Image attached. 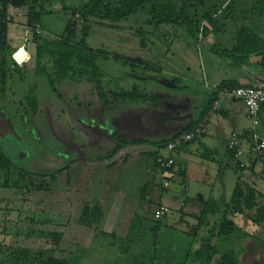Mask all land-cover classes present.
<instances>
[{
    "label": "rangeland",
    "instance_id": "rangeland-1",
    "mask_svg": "<svg viewBox=\"0 0 264 264\" xmlns=\"http://www.w3.org/2000/svg\"><path fill=\"white\" fill-rule=\"evenodd\" d=\"M91 1L68 0L62 6L59 0H51L44 8L51 7L54 13L42 17L40 24L49 36L60 37L72 19L80 32L84 26L83 8ZM119 2L106 0L104 4ZM183 2L178 0L179 5ZM254 4L239 0L237 6H232L228 0H208L198 12L219 20L221 32L220 35L210 33L198 46L183 30L162 27L159 32L163 34L146 36L147 46L141 47L135 32L139 28L146 32L152 30L143 15L119 22L100 21L103 26L89 25L87 43L90 48L117 54L138 66L132 69L111 60L99 63L105 76L104 92L108 101L112 102L114 92L138 86L143 92L162 97L152 107L132 103L105 106L95 86L85 81L62 82L56 85L58 93H53L45 79L31 73L25 83L16 84L20 94L13 96L15 91L10 90L8 100L11 103L5 105V115H0V154H8L18 169L10 176L16 186L0 188V260H7L9 250L28 249L32 256L42 252L44 258H66L73 264H149L155 263L156 258L163 262V250H159L162 259L153 252L154 258L150 261L146 246L143 249L135 240L116 244L119 242L111 241L108 236V240L98 237L78 225L75 216L87 201L97 200L106 214L110 216L112 212L110 222L107 215L104 218L100 233L103 227L110 231L120 222L123 203L127 202L136 210L140 208V189L146 183H151L156 196L149 204H141L138 211L146 213L160 202V183L164 180L159 171L155 172L151 157L156 149L143 146L121 150L112 138L155 142L167 138L170 131H179L180 127L194 122L212 91L237 73L225 60L207 50L213 47L231 49L234 37L242 27L264 37V18L253 19L247 15ZM40 8L36 7L37 10ZM201 26L212 31L209 21L205 20ZM29 87H36L39 113L26 117L17 103L23 99L24 89L27 91ZM12 127L17 139L11 136L14 134L10 132ZM47 153L60 156L67 169L45 178L29 175L28 172L35 171L39 165L43 168L54 166L46 157ZM144 154L146 156L142 158ZM109 156H113L112 160L100 161ZM126 156H130L131 162L138 160L140 167L122 177ZM232 174L227 179H232ZM53 177L57 178L56 183H52ZM235 177L237 179L238 175ZM245 182L249 188L254 187L264 195V159L258 162L254 176ZM41 183L50 189L39 190ZM171 185L173 188L182 186ZM231 193L222 195L219 205L228 203ZM253 214L246 213L237 219L241 231L230 243L221 244L222 240H215L211 245L221 251L223 248L225 251H242L240 264H264V224L253 225L248 218ZM131 218L132 215L129 223ZM206 232L204 227L197 235L199 244L190 249L187 264H197L194 254L202 247ZM56 234L61 236L60 240L55 238ZM149 240L147 238L148 243Z\"/></svg>",
    "mask_w": 264,
    "mask_h": 264
},
{
    "label": "trees",
    "instance_id": "trees-1",
    "mask_svg": "<svg viewBox=\"0 0 264 264\" xmlns=\"http://www.w3.org/2000/svg\"><path fill=\"white\" fill-rule=\"evenodd\" d=\"M51 0H25L22 8L27 10L28 24L27 27L39 25L41 27V34H32L29 39L36 45L35 54V68L27 70L26 67H19L12 59L13 50L8 44V31L11 24L9 10L12 8L10 0H0V111L9 104L8 93L15 91L12 95L20 94L17 83H25L29 73L37 78L45 79L53 93L57 92L56 85L62 82L77 83L85 81L93 84L99 97L104 101L105 106H111L115 103L119 104H142L152 107L156 102L161 101L162 97L158 95H150L143 92L138 86L132 89L121 90L112 94V102L108 101L104 92L105 76L101 71L99 63L102 61H114L123 66H130L132 69L138 66L132 63L129 59L122 58L114 54L110 55L103 50H94L89 47L87 43L90 24L94 23L97 26H103L105 21L119 22L127 20L133 16L143 15L147 18V25L152 28L151 31H145L144 28H139L135 34L140 41L141 47L147 46L146 36H160L159 30L162 27H170L173 29L183 30L187 37L196 45H200V41L205 39L210 33L213 35H220V21L209 18L208 15H201L198 12L199 7L206 4L208 0H184L183 4L179 5L178 0H120L116 4H104L106 0H92L90 4L86 5L83 10L84 26L82 30L78 31V26L75 20H70L65 28V32L60 37H51L44 31L41 26V19L44 16L52 15L54 13L51 8H44L50 4ZM254 2L253 8L248 11L253 19L264 18V0H248ZM62 6H65L68 0H59ZM232 6H237L239 0H228ZM49 3V4H48ZM41 7L39 10L36 7ZM233 10V8H232ZM246 13V12H245ZM209 21L212 31L202 27L204 21ZM100 21H103L100 22ZM165 33V32H164ZM234 46L231 49L220 50L217 48L205 49L217 58L225 60L231 69L241 70L245 66H253L261 72H264V37L251 31L247 27H242L234 37ZM145 70H150L148 67ZM16 85V86H15ZM242 87L237 80L229 79L220 83L211 93L208 102L199 111L197 119L189 126L177 131L176 135L170 139L160 141H146L141 140L137 142H129L120 137H113L112 139L117 143L121 150L151 146L156 149V152L151 155L154 160V167L158 169V161L161 158V151L173 142H176L182 136L191 133L196 128L200 127L205 118L213 111L219 96L226 89H233ZM36 87H29L17 105L20 112L24 116H36L39 113V103L36 97ZM58 93V92H57ZM9 102V103H8ZM6 108V107H5ZM5 108L3 111L6 112ZM263 109V108H262ZM10 132L13 139H17L18 135L12 127ZM190 143V142H189ZM187 144V143H186ZM182 145L180 148H182ZM227 147V145H226ZM179 148V149H180ZM234 165L236 173L245 171H252L255 173L253 165L259 162L252 161L245 169H241L233 158V152L228 150ZM146 154L142 155L145 158ZM46 157L52 160L53 167L43 168L39 165L35 171L28 172L29 175H38L43 178L54 176L62 173L67 169L63 166V159L54 153H47ZM113 156L103 157L100 161L107 162L112 160ZM130 156L125 157V164L122 168L121 175H128L132 169H139L140 162H131ZM16 168L12 158L2 152L0 154V188L16 186L14 179H10L11 173ZM36 173V174H34ZM254 176V175H253ZM256 176V174H255ZM52 183H56L57 178H52ZM12 182H15L12 184ZM12 184V185H11ZM49 188L48 185L41 183L38 186L39 190ZM149 191V184H145L140 189V205L146 201L147 193ZM215 200L208 201L203 210L193 216V219L198 223L199 229L206 227V235L202 240V247L194 254L197 264H240V257L242 251H225L219 250L216 246L211 245L215 240H222L221 244L230 243L231 238L241 231L236 222L239 217H243L246 213H254L253 216H248L250 222L255 226L264 224V195L256 188H249L244 180H240L233 192V195L228 203L219 205ZM140 205H138L140 207ZM138 207V208H139ZM140 209V208H139ZM136 207H129L127 214L132 215L131 221L127 223L128 235L122 241H141L146 235L152 234L153 240L156 238L161 229L160 221L154 219H147L138 214ZM149 215V211L146 212ZM154 215V214H153ZM106 217L105 209L101 208L97 200L87 201L80 208L75 216V222L90 230L98 237H112L116 239L115 235L108 234L103 230L100 233V225ZM152 218H154L152 216ZM130 220V219H129ZM212 220V221H211ZM130 226V227H129ZM130 228V229H129ZM99 233V234H98ZM100 235V236H99ZM147 235V236H148ZM60 235L56 234L55 238L60 240ZM197 237V235H196ZM134 242V241H133ZM191 257V253L190 256ZM7 260H0V264H72L66 258L51 256L44 258L43 253L38 252L32 256L30 250H9ZM6 262V263H5Z\"/></svg>",
    "mask_w": 264,
    "mask_h": 264
},
{
    "label": "crops",
    "instance_id": "crops-1",
    "mask_svg": "<svg viewBox=\"0 0 264 264\" xmlns=\"http://www.w3.org/2000/svg\"><path fill=\"white\" fill-rule=\"evenodd\" d=\"M9 16L11 24L8 31V44L14 53L19 50L24 51L26 63L19 67H26L27 70H32L35 68L36 45L29 38L26 41L27 11L22 7H12L9 10ZM233 79L237 80L241 86L264 87V72L257 69L254 70L251 66H245L237 71ZM5 113L3 109L0 111V115H5ZM192 122L190 121L187 126ZM201 126L204 128L202 136L184 144L175 154L176 165L173 170L171 184L182 186L173 188L170 184L168 189H164L163 183H160V202L153 206V209L149 211V215L137 211L139 215L147 219H154L157 222L152 216L154 217L153 214L159 206L163 205L169 209L168 215L160 221L161 229L156 242L153 240L152 234L141 241H137L138 245H142L143 249L146 246V253L149 254L150 261L154 258L153 252L159 256V259H162L159 250H163V262L156 258L155 263L150 262L149 264H187L191 253L190 249L199 244L196 235L201 231L193 216L199 214L208 201L215 200L219 202L222 198L221 196L230 191H232L231 194L233 195L240 180L246 181L248 177L254 175L251 170L236 173L235 165L226 147L233 133L244 135L252 128L246 108L241 101L219 96L213 111L209 113ZM181 129L184 128L180 127L178 130ZM176 133L177 130L170 131L167 138L162 140L170 139ZM259 133L264 137V106L261 113ZM208 137L212 140L208 139ZM199 140L200 143L197 145ZM257 166L258 162L253 165L254 169ZM156 171H158L157 168H155ZM229 174H232V179L230 180L227 179ZM235 174L238 175L237 179ZM148 184L149 191L146 201L142 203L143 205L149 204L156 196L154 188H151V183ZM126 203L125 205L123 203V210L120 213V222L118 221L117 227L110 228V231L105 230L103 227L104 232L107 231L108 234L116 236V239L110 237L111 241L117 240L119 242L116 244H120V241L122 239L125 240L128 235L125 229L129 221V215L127 214L129 205ZM139 210H141V206ZM111 214L110 216L106 214V219L109 222ZM103 224H105V221H103ZM147 238H150L149 243ZM106 239L108 240V237ZM113 244L111 242V246ZM135 259L139 260V258Z\"/></svg>",
    "mask_w": 264,
    "mask_h": 264
},
{
    "label": "built area",
    "instance_id": "built-area-1",
    "mask_svg": "<svg viewBox=\"0 0 264 264\" xmlns=\"http://www.w3.org/2000/svg\"><path fill=\"white\" fill-rule=\"evenodd\" d=\"M41 27L34 25L26 27V41L32 34L40 35ZM21 50L15 52L12 59L18 66H23L26 61L23 58L18 60L16 55ZM234 100L241 101L247 112V116L251 121L252 128L244 135L233 133L230 140L227 142L228 150L233 152L235 163L241 168L246 169L252 161H261L264 159V137L259 133L261 126V113L264 106V87L261 86H242L233 89H226L221 95ZM204 128L202 126L196 128L191 133L179 138L176 142L170 143L163 151L161 158L158 161V171L164 180L163 187L168 189L171 184L173 170L176 165L175 154L177 150L184 144L194 141L202 136ZM169 213L166 206L160 205L154 213V218L157 221H162Z\"/></svg>",
    "mask_w": 264,
    "mask_h": 264
},
{
    "label": "water",
    "instance_id": "water-1",
    "mask_svg": "<svg viewBox=\"0 0 264 264\" xmlns=\"http://www.w3.org/2000/svg\"><path fill=\"white\" fill-rule=\"evenodd\" d=\"M10 1H11V6L16 8L23 7L25 4V0H10Z\"/></svg>",
    "mask_w": 264,
    "mask_h": 264
},
{
    "label": "bare ground",
    "instance_id": "bare-ground-1",
    "mask_svg": "<svg viewBox=\"0 0 264 264\" xmlns=\"http://www.w3.org/2000/svg\"><path fill=\"white\" fill-rule=\"evenodd\" d=\"M25 54H24V51L21 50L17 55H16V58L18 60H22L24 58Z\"/></svg>",
    "mask_w": 264,
    "mask_h": 264
}]
</instances>
